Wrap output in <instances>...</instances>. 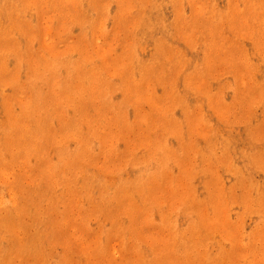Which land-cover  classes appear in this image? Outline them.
I'll return each instance as SVG.
<instances>
[{
    "label": "rangeland",
    "instance_id": "rangeland-1",
    "mask_svg": "<svg viewBox=\"0 0 264 264\" xmlns=\"http://www.w3.org/2000/svg\"><path fill=\"white\" fill-rule=\"evenodd\" d=\"M0 264H264V0H0Z\"/></svg>",
    "mask_w": 264,
    "mask_h": 264
}]
</instances>
